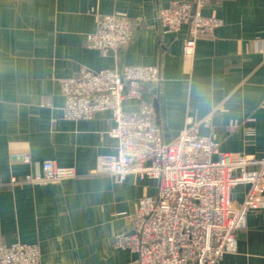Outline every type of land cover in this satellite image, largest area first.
Masks as SVG:
<instances>
[{
	"label": "crops",
	"instance_id": "crops-1",
	"mask_svg": "<svg viewBox=\"0 0 264 264\" xmlns=\"http://www.w3.org/2000/svg\"><path fill=\"white\" fill-rule=\"evenodd\" d=\"M175 1L195 0H0V245H36L39 264H138L112 241L132 230L139 199L156 195L158 184L97 173L96 161L115 154V123L108 112L64 120L57 84L81 68L157 66L159 85L145 86L127 110L157 99L165 142L191 118L200 135L216 136L220 151L261 157L264 0H205L202 14L222 25L196 41L192 58L183 54L184 27L160 32L158 10ZM104 15L129 20V46L105 53L87 47ZM44 160L83 174L54 185L20 183ZM242 193L233 190L234 203ZM220 264H264V212L247 217L236 250Z\"/></svg>",
	"mask_w": 264,
	"mask_h": 264
},
{
	"label": "built area",
	"instance_id": "built-area-1",
	"mask_svg": "<svg viewBox=\"0 0 264 264\" xmlns=\"http://www.w3.org/2000/svg\"><path fill=\"white\" fill-rule=\"evenodd\" d=\"M205 5V0L175 1L158 10L161 35L186 29L183 54L189 58L195 54L196 41L213 37L222 25L202 14ZM133 37L128 19L104 15L85 40L90 50L105 53L129 46ZM159 82L157 66H127L119 72L81 68L57 80L64 98L63 119L89 121L108 112L115 123L110 137L117 147L114 155L96 161L97 173L158 184L156 195L139 199L132 230L113 238L115 249L136 254L138 264H220L236 250L237 232L246 228L247 217L264 212V151L259 158L220 151L216 136L200 135L199 123L191 118L179 135L165 142L150 104L126 108L129 101L141 100L145 86ZM82 174L44 160L37 173L25 175L20 183L54 185ZM237 187L243 189L238 204L232 200ZM39 262L36 245H0V264Z\"/></svg>",
	"mask_w": 264,
	"mask_h": 264
},
{
	"label": "water",
	"instance_id": "water-1",
	"mask_svg": "<svg viewBox=\"0 0 264 264\" xmlns=\"http://www.w3.org/2000/svg\"><path fill=\"white\" fill-rule=\"evenodd\" d=\"M152 108L156 114V122L157 124L159 123V118H158V102L157 99H154L153 103H152Z\"/></svg>",
	"mask_w": 264,
	"mask_h": 264
},
{
	"label": "trees",
	"instance_id": "trees-1",
	"mask_svg": "<svg viewBox=\"0 0 264 264\" xmlns=\"http://www.w3.org/2000/svg\"><path fill=\"white\" fill-rule=\"evenodd\" d=\"M158 85H159V84H158ZM158 85H157V86H158Z\"/></svg>",
	"mask_w": 264,
	"mask_h": 264
},
{
	"label": "rangeland",
	"instance_id": "rangeland-1",
	"mask_svg": "<svg viewBox=\"0 0 264 264\" xmlns=\"http://www.w3.org/2000/svg\"><path fill=\"white\" fill-rule=\"evenodd\" d=\"M238 190V189H237Z\"/></svg>",
	"mask_w": 264,
	"mask_h": 264
}]
</instances>
